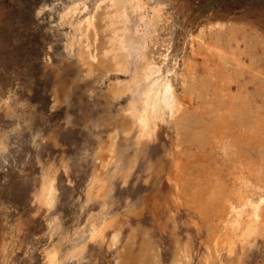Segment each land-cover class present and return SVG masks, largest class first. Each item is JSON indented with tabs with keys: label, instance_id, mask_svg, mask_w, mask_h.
Here are the masks:
<instances>
[{
	"label": "rangeland",
	"instance_id": "374dc122",
	"mask_svg": "<svg viewBox=\"0 0 264 264\" xmlns=\"http://www.w3.org/2000/svg\"><path fill=\"white\" fill-rule=\"evenodd\" d=\"M112 1L0 0V264H45L44 252L55 247L61 256L86 237L89 218L107 216H117L121 223L115 244L109 245L110 228L102 242L85 243L80 259L61 264H115L128 240L134 253L145 237L153 244L156 264H171L174 245L186 239V264H201L203 229L197 235L191 225L188 234L183 212L172 214V220L159 208L158 219L166 224L161 231L147 212L151 205L142 208L147 196L168 190L166 153L178 142L180 126L178 119L160 126L156 140L140 145L134 156L132 133L122 130L127 94L112 95L113 87L127 83L130 75L110 67ZM140 5L149 20L145 58L170 70L179 96L188 94L201 74L202 53L215 24L252 28L264 38V0H140ZM90 17L92 25L84 31ZM81 54L94 65L92 72L85 70ZM109 141L121 171L134 162L125 179L111 178L100 205L87 193L102 163L99 145ZM46 170L54 175L56 188L48 209L34 200ZM258 194L263 200L264 185ZM261 207L264 212V200ZM131 228L136 229L134 238L128 235ZM244 252V263L264 261L260 242ZM220 255L223 263L231 262L225 252Z\"/></svg>",
	"mask_w": 264,
	"mask_h": 264
},
{
	"label": "bare ground",
	"instance_id": "6f19581e",
	"mask_svg": "<svg viewBox=\"0 0 264 264\" xmlns=\"http://www.w3.org/2000/svg\"><path fill=\"white\" fill-rule=\"evenodd\" d=\"M110 8V67L113 71L130 72L128 82L113 87L112 95L127 94L126 107L122 110V130L124 135L132 133L134 156L140 145L156 140L160 126L174 119H178L180 126L178 142L166 153L168 190L165 195L158 191L147 196L142 208L148 209L151 205L152 211L147 212L161 231L166 224L158 219L160 210L168 213V219H172V214L183 212L188 234L191 225L197 235L203 229L201 264H225L221 252L231 259L228 264H247L242 258L247 248L260 242L264 251L261 207L264 197L262 200L258 194L264 185V38L252 28L215 24L213 39L202 53L201 74L188 94L179 96L169 77L170 70L145 58L149 20L142 15L140 0H114ZM136 13L138 17L134 16ZM91 18L85 20L84 31L92 25ZM87 57L81 54L80 61L87 72H92L94 65L86 60ZM3 148L0 141V150ZM97 154L102 163L90 179L87 196L97 198L102 205L111 178L119 175L125 179L134 161L121 171L110 141L107 145H99ZM113 162V171L107 173ZM55 193L54 175L46 170L34 200L48 209L53 205ZM87 227L86 237L67 248L61 256L55 247L44 252L45 264L80 259L85 243L102 242L110 228L113 231L109 245L115 244L121 223L117 216L97 221L89 218ZM135 232L136 229L131 228L129 237L134 238ZM147 238L140 239L134 253L133 243L128 240L126 247L121 249L123 253L117 252L115 264H156L150 252L153 244ZM189 251L187 239L185 242L178 240L171 264H186Z\"/></svg>",
	"mask_w": 264,
	"mask_h": 264
}]
</instances>
